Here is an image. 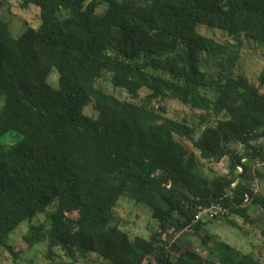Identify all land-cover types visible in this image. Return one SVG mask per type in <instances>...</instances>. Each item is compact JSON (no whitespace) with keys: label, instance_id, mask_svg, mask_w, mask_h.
<instances>
[{"label":"trees","instance_id":"1","mask_svg":"<svg viewBox=\"0 0 264 264\" xmlns=\"http://www.w3.org/2000/svg\"><path fill=\"white\" fill-rule=\"evenodd\" d=\"M7 1L0 0V251L18 261L11 235L46 215L48 225H30L26 240L48 241L50 258L60 249L108 264H227L170 234L203 232L206 247L207 222L240 229L236 217L254 224L251 209L264 211V194L253 187L264 177L255 168L264 164V69L257 82L235 75L240 51L200 32L264 50V0H22V9H40V25L20 36L4 20ZM55 71L58 87L49 83ZM106 75L132 101L99 87ZM144 90V101L134 102ZM168 99L203 113L200 136L154 106ZM92 101L95 116L86 114ZM225 159L228 173H205L203 161ZM122 198L151 208L158 230L149 239L115 223ZM213 205L227 212L195 220ZM234 264L264 261L240 253Z\"/></svg>","mask_w":264,"mask_h":264},{"label":"rangeland","instance_id":"2","mask_svg":"<svg viewBox=\"0 0 264 264\" xmlns=\"http://www.w3.org/2000/svg\"><path fill=\"white\" fill-rule=\"evenodd\" d=\"M22 0H8L4 10V20L11 26L15 36H20L29 28H38L40 25V9L36 6H31L24 10L21 8ZM200 32L207 37L215 39L220 44L240 51V59L234 67L235 75L247 76L251 81L257 82L258 77L264 69V50L257 49L254 44L244 41L241 48L236 45L233 38L226 33L210 30L205 27L200 28ZM211 73L215 70L213 67L207 68ZM49 83L58 87V75L56 71L50 76ZM99 87L108 93L114 94L122 100H131L130 95L120 89L113 87L111 78L106 75L99 82ZM148 92L146 90L141 92L139 100L134 102L142 103ZM2 101H0V107ZM158 110L163 106L167 109L166 116L181 122H187L190 126L197 129V137L200 136L203 128V113L194 111L189 107L181 105L179 102L168 99L163 103H156L154 105ZM86 114L95 116L94 102L92 101L86 109ZM8 135L6 142L14 141L13 137ZM178 140L191 152H194L192 145L177 137ZM263 142V141H262ZM262 142L261 145H262ZM198 154V153H197ZM200 158V156H199ZM205 173L211 175L210 169L213 168L218 174H226L229 171L230 162L225 159L223 162L213 165L204 162ZM255 168L264 174V164H256ZM253 187L258 193L264 194V177L257 179L253 183ZM254 224L245 223L244 219L236 217L235 221L240 229L233 228L224 220H214L206 226L208 234L213 237L208 246L203 245V237L205 233L196 234L192 231H186L179 234L171 232L173 241H180L185 246L190 247L197 253L208 256L210 258L221 260L227 264H234L238 260L240 253L253 254L260 260L264 261V241L261 235V229L264 223V211L257 208H252L249 213ZM115 223L122 229L131 234L132 237L141 236L149 239L152 233L158 230V222L153 219L151 208L145 205H137L127 198H122L115 209ZM30 225H48L46 215L38 216L31 224L23 223L14 234L11 235L9 244L20 253L18 261H14L12 255L5 251H0V264H108L106 260L97 254L90 253L86 257L76 254L75 257L67 256L65 252L60 249L53 251V256L50 258L48 241L40 242L35 246H30L26 237L28 236ZM145 264H156L153 258L148 259Z\"/></svg>","mask_w":264,"mask_h":264},{"label":"built area","instance_id":"3","mask_svg":"<svg viewBox=\"0 0 264 264\" xmlns=\"http://www.w3.org/2000/svg\"><path fill=\"white\" fill-rule=\"evenodd\" d=\"M239 171H242L239 169ZM227 212L222 205H213L208 208L201 209L197 214L195 220L198 221H209L213 220L221 215H224Z\"/></svg>","mask_w":264,"mask_h":264}]
</instances>
